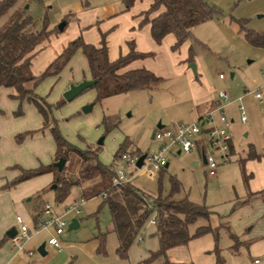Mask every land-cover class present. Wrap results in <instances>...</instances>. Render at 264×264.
I'll list each match as a JSON object with an SVG mask.
<instances>
[{"label":"rangeland","instance_id":"1","mask_svg":"<svg viewBox=\"0 0 264 264\" xmlns=\"http://www.w3.org/2000/svg\"><path fill=\"white\" fill-rule=\"evenodd\" d=\"M204 1L214 7L217 14L192 27L191 36L177 49H172V34H167L159 44L154 43L150 48L154 65L158 71L163 72L164 79L154 90L135 89L97 100L95 90L87 88L73 99L64 100L57 107H53V104L62 98L63 91L60 87L63 81L69 78L71 73L73 75L81 72L82 66L74 57L70 61L71 71L67 68L63 69L59 79L44 78L36 86L35 92L52 104L51 118L56 121L65 138L78 148L98 149V158L105 164L111 162L118 144L124 139H127L128 150L134 151L133 153L138 151L139 155H145L156 150L157 142L152 140L151 135L158 122L162 126L191 122L193 99L199 86L206 91L213 89L215 94L219 90H224L231 101L244 95L240 102L246 114L244 123L239 121L236 104L230 106V111L227 108L224 110L229 120L227 129L232 137L233 150L231 158L226 161L218 152H214L217 163L215 175H209L202 153L197 149L180 154L172 150L166 153L168 166H164L151 177L130 165L125 166L123 161L120 162L121 166L132 175L131 185L149 199L171 195L174 199L188 198L221 215L224 212L226 215L232 212L229 221L237 234V230L243 231L246 226L244 223L248 219L249 222L257 219L255 213L264 215L262 200L252 201L247 206H238V202L251 188H264L262 186L264 158L245 160V174H252L247 180L240 167V161L247 157L250 145L258 154H264V102L259 103L252 93L264 87V47L252 45L245 36V29L242 28V25H245L255 32L264 33V0ZM103 3H112L117 13H121V0H26L24 8L27 9L36 27L40 28L45 21L46 30L49 31L39 42V44L42 42L43 51L39 55H34L33 60L35 57H40L42 52L50 54L58 50L71 39L70 36L78 19L76 12L79 5L86 11L96 8L98 15L93 19L95 23L100 20L99 8ZM86 17L87 13L79 16L81 21ZM61 21H64L65 25L62 30H58L57 25ZM113 21L115 28H121L125 23L119 19ZM144 45L147 47L146 44ZM190 47H192L195 72L190 67L191 62L187 61ZM118 53L119 50L116 48L112 55L116 57ZM36 71L40 73L39 70ZM220 73L223 74V78L219 77ZM12 90V88L0 87V108L3 111L0 113V137L3 140L6 138L5 130L15 129L12 140L16 144L12 148H8L6 143L5 146L0 147V162L17 163L26 169L48 164L52 140L47 130L31 136L25 135L18 144L14 139L16 134L37 127H29L33 124L28 111L25 110L27 106L23 102L20 103L21 115L12 114L8 117L9 105L14 104L11 111L13 112L19 103L9 99L8 95ZM87 104L91 106L84 113L81 107ZM28 106L34 110V114H37L32 105ZM105 127H108L107 131ZM172 178L179 182L176 191H172ZM70 194L73 196L72 192ZM50 197L49 194L42 196L43 200L46 198L51 204ZM79 209L80 212L76 216L80 219L79 226L64 228L66 243L60 252H55L52 256L49 252L40 255L37 252L38 246L31 249L25 246L24 250L29 249L28 258L31 264H141L140 261L148 256V252L157 248V239L153 235L155 228L147 220L138 235L141 239L138 240L136 237L129 246L126 257L120 258L115 253L116 236L108 231L109 213L107 207L101 203V198L87 200ZM253 216L255 218L252 219ZM203 223L204 219L199 218L191 224L190 232L193 233L195 228ZM263 225L264 221L258 223L252 228L251 233L262 231ZM99 233H105L103 251L96 249L97 240L94 237ZM230 244L228 235L220 232L218 247L222 251L225 264H254V257H258L263 263V254L255 255L256 252L252 248L248 250L245 246L241 247L239 253L231 255ZM49 256L51 257L47 261ZM191 259L192 264L208 263L206 260L202 263V257L195 252ZM148 264H162V260L154 258ZM211 264L214 262L212 261Z\"/></svg>","mask_w":264,"mask_h":264},{"label":"trees","instance_id":"2","mask_svg":"<svg viewBox=\"0 0 264 264\" xmlns=\"http://www.w3.org/2000/svg\"><path fill=\"white\" fill-rule=\"evenodd\" d=\"M15 1L0 0V15L4 14ZM133 1L121 0L122 11H126ZM216 14V9L204 0H150L148 8L140 13L142 15L140 23L149 25L150 37L156 44H159L165 35L172 33L175 36L172 49L175 50L191 36L192 27L207 21ZM242 28L245 29V36L252 45L264 47V33L255 32L246 28L245 25H242ZM48 32L46 22L43 21L41 27L37 28L23 6L8 17L0 27V87L14 90V93L8 95L10 99L19 102L16 110L12 112L14 116L21 115V102H26L36 109L42 119L41 128L47 127L52 136L55 145L54 161L62 157L65 163L60 171L52 165H39L27 169L19 167L18 175L7 182L5 187L42 173L51 172L54 202H61L72 187L79 188V196L85 200L99 196L101 203L107 207L108 231L116 236L115 253L120 258L126 257L128 247L142 230L150 213L153 212L155 217L153 235L157 237V248L149 251L148 256L140 261L141 264H148L154 258H162L164 264H179L171 259L169 255L171 248L183 247L190 239L208 232H211L217 240L219 229L222 226L220 223L216 224L218 216L209 207L196 204L188 198L174 199L171 195L149 199L129 183L123 186L112 185L114 157L126 151L127 139L118 144L111 162L103 163L98 158V149L78 148L65 138L56 121L51 118L52 104L35 92L36 86L44 78L57 77L76 51H79L85 58L90 79L95 80L90 87L95 90V99L99 100L133 89L152 90L163 80L162 77L145 68L121 70L131 60L151 56L152 53L138 52L134 50L133 43L128 42V52L109 61L103 33L100 35L98 46L85 43L78 36L68 41L42 72L33 75L29 69L30 59L36 51L35 47L47 36ZM191 48L188 55L190 62L193 61ZM63 101L60 98L53 104V107H57ZM105 129L107 131L108 127ZM33 131L26 130L18 133L14 139L18 143L25 135H30ZM257 157L259 155L250 149L247 157L240 161L241 171L246 180L248 175L245 174L244 162L246 159ZM171 186L172 191H176L179 188V182L172 178ZM199 218L205 219L206 224L198 225L191 233L189 230L191 224ZM229 233L237 246L239 242L235 234L230 231ZM104 237L105 233L95 236L98 241V251L104 250ZM2 242L3 238L0 239V244ZM216 257L217 264H222L223 260L217 247Z\"/></svg>","mask_w":264,"mask_h":264},{"label":"crops","instance_id":"3","mask_svg":"<svg viewBox=\"0 0 264 264\" xmlns=\"http://www.w3.org/2000/svg\"><path fill=\"white\" fill-rule=\"evenodd\" d=\"M26 0H16L14 4L2 15H0V27L6 22L8 17L17 9L20 7H24ZM150 4V0H134L132 5L124 12L122 10L120 11L121 13H117V9L112 3H103L101 4L99 11H100V20L96 21L93 23V19L96 18L98 15V12L96 8L90 9L88 11L84 10L83 8L80 7V5L77 7V12L76 15L78 16V19L75 24V28L73 29V32L71 34V39H74L76 37H81V39L85 43L92 44L94 46H98L100 43V35L103 33L104 34V40H105V45L107 48V57L109 61L114 60L117 58L119 55H124L125 53L128 52V42L133 43V48L134 50L138 52H150V48L153 47L154 41L150 37L149 33V25L147 23L141 24L140 20L142 18V15L140 13L148 8ZM122 5V4H121ZM122 7V6H121ZM82 13H87V17L85 18L84 21H81L79 16ZM95 15V16H94ZM115 19L123 20L125 23H123V26L121 28H115V24L113 23ZM113 24V25H112ZM65 25V24H64ZM64 27V26H63ZM62 30V29H61ZM172 34V33H168ZM173 35V34H172ZM166 36V35H165ZM164 36V37H165ZM163 37V38H164ZM173 44L175 42V36L173 35ZM69 40V41H70ZM186 41V40H185ZM184 41V42H185ZM67 44V42L62 46L59 47L58 50L49 53H43L41 54L40 57H35L33 60V56L39 55L41 51H43L42 47V42L38 44L35 49V54L31 57L30 62H29V69L30 72L33 73V75H38L36 70H39V72H42L44 68L47 66V64L57 55L61 52L62 48ZM147 47H145V45ZM156 44V43H155ZM118 48L119 53L117 54L116 57H114L113 51ZM38 53V54H37ZM189 55V52H188ZM75 57V59L79 62V65L81 64L82 69L80 73H72L70 74V77L65 79L63 81L62 86L60 89L63 91L65 90L69 84L77 83L83 79H90V75L87 69V64L86 60L83 57V55L79 52L76 51L73 56L70 58L66 66L63 68H67L70 71L72 70V64H70V61ZM187 61L188 57H187ZM35 65V66H34ZM137 68H145L149 71H151L153 74L162 77L163 72L158 71L157 67L154 65V61L151 58V56H145L142 58H137L131 60L128 64H126L121 70H131V69H137ZM62 69V71H63ZM60 74V73H59ZM57 77H51L54 79H59L60 76ZM68 75V74H67ZM165 76V75H164ZM163 78V77H162ZM164 81V79L162 80ZM160 81V82H162ZM143 90L147 91H152L144 88H140ZM201 89V90H200ZM135 90V89H133ZM196 95L193 99V104H192V111L190 115L191 122L195 121L201 117H203L208 111L212 110L215 108L217 105L219 98L218 94H215L213 89L211 91H206L205 88L198 87L196 89ZM131 91V90H130ZM14 93L12 90L10 94ZM244 95H242L243 98ZM241 96H238L235 100L230 101L228 104H226L227 109L230 111V106L232 104H236V107L238 109V105L241 101L238 100V98ZM10 99V98H9ZM15 100V99H11ZM17 100H15L16 102ZM259 102V101H258ZM25 106V110L28 111L29 113V118L32 122L33 125L37 128L35 129H27V130H34V133H31L29 136L33 134H37L38 132H41L43 130H47V127L41 128L42 124V119L40 115L34 114V110H31L28 108L30 104L23 102ZM262 103V102H259ZM14 108V104L11 103L7 109L8 111V117L12 116V109ZM228 111V112H229ZM239 111V110H238ZM3 112L2 109L0 108V113ZM230 113V112H229ZM27 116H25L26 118ZM231 117V116H230ZM232 120V119H231ZM30 122V123H31ZM158 124H160L158 122ZM15 129H7L5 130L6 138L1 140L0 137V147L5 146L4 143H6V146L8 148H12L16 143L13 142L12 136L13 132ZM26 131V130H24ZM49 133V137H51L52 140V148L50 150V157L47 160L48 164L47 165H52L54 161V150H55V145L52 139V136ZM1 136V135H0ZM152 138V135H151ZM18 144V143H17ZM232 145V150H233V143ZM99 146V145H98ZM199 152H201L200 148H196ZM250 149L253 150L252 146L250 145ZM127 151L133 153L134 151L128 150ZM183 151H179L176 149L174 153L180 154ZM255 152V151H254ZM258 154L257 152H255ZM133 154H139L133 153ZM259 158H264V154H258ZM203 162L205 163V158L202 154ZM113 159V157H112ZM111 159V160H112ZM255 159V158H252ZM206 164V163H205ZM245 164V163H244ZM41 165V164H40ZM39 166V165H38ZM168 166V164L166 165ZM165 166V167H166ZM23 168L17 163H2L0 162V239L3 238V242L0 244V264H31L29 257V249H25V246L27 248H34L35 246H39L42 241H44V255L49 252L50 255L55 254V252H60L62 250V247L64 246L65 242V237H64V230L62 234L59 236V244L61 246L60 250H57L53 245H50L47 243V239L49 235L52 233V228L49 226L47 228H42L39 229L38 232L31 234L28 239L24 240L22 243L19 242L17 239L14 238L15 234L12 237H7L6 232L11 228L14 227L15 230H17V226L14 220L15 215H20L24 221V223L29 227L32 228L36 225H38L41 221L42 218L45 217V214L42 212V205L44 203H48L47 199L45 198L43 200L42 196L44 195H50L52 201L51 205L54 209L55 212H62L63 207L66 204L71 203L72 201H77V199L82 198L79 196V188L77 187H72L68 193V195L59 203L54 202L53 198V189L52 185V179H53V174L51 172H46L42 173L40 175L34 176L32 178L23 180L21 182H18L12 186L5 187V184L9 182L11 179H13L15 176L18 175L19 169L18 168ZM37 167V166H36ZM26 169V168H24ZM159 171V170H158ZM248 177H252V174H248ZM131 184V180L130 183ZM264 186V184L262 185ZM73 196H71V193ZM99 197V196H96ZM95 198V197H92ZM89 199H83L84 202ZM262 200L264 201V188L258 189V187H253L249 190V192L246 194V196L242 197V199L238 202L240 207L242 206H247V204H251L252 201L255 200ZM84 202L82 204H84ZM78 205V208L82 205ZM211 210V209H210ZM214 213L217 214V220L216 224H221V228L219 229L220 232H224L228 235V237L231 240V244L229 246V251L231 255H235L239 253V250L241 249L242 246H245L248 250L252 248L256 253L255 255H261L264 256V229L257 233H251L252 228L264 221V215H259V213H255V217L257 219L254 222H249V219L247 220L244 225H246L243 229L237 230V234L235 233L229 218L231 213H228L226 215V212L219 214L218 212L212 210ZM80 212V209H79ZM78 212V213H79ZM78 213H68L67 214V219L68 221L71 218H75L76 222H74V227L76 228L79 226L80 219L77 218ZM260 216V217H259ZM254 216L252 217L255 218ZM203 219V218H202ZM148 220V218H147ZM146 220V221H147ZM206 224V220L204 219V223L201 225ZM251 227H249V225ZM262 225V224H260ZM154 226V225H153ZM67 225L65 226V228ZM264 227V225L262 226ZM229 228V229H228ZM230 232L234 233L236 238L238 239V245L235 246V242L230 236ZM141 232V231H140ZM138 233V235L140 234ZM42 233V234H41ZM113 233V232H112ZM41 234V235H40ZM155 236V235H154ZM137 237V236H136ZM135 237V238H136ZM156 237V236H155ZM95 238V237H94ZM219 238V235H218ZM96 239V238H95ZM157 239V237H156ZM117 241V240H116ZM196 242L195 244H193ZM117 244V243H116ZM132 244V243H131ZM130 244V245H131ZM193 244V245H192ZM98 245V241H97ZM193 246H195L193 248ZM216 247L219 252L220 257L223 260L222 264H225V259L223 255L221 254L222 251L218 247V239L215 240L214 235L211 232L205 233L203 235H200L198 237H194L190 239L187 244L183 247H175L171 248L169 250V255L171 259L179 264H192V259L193 254H198L199 257H202L201 262L203 263L205 260L208 262L207 264H211L212 261L214 264H217V257H216ZM129 248V247H128ZM97 249V248H96ZM98 250V249H97ZM26 251L27 253L25 254ZM253 251V252H254ZM47 258L46 260L48 261L50 257ZM162 260V264H164L163 259L159 258ZM189 260V261H188ZM255 260H258L257 262ZM260 259L258 257H254L253 263L254 264H264L261 263Z\"/></svg>","mask_w":264,"mask_h":264},{"label":"built area","instance_id":"4","mask_svg":"<svg viewBox=\"0 0 264 264\" xmlns=\"http://www.w3.org/2000/svg\"><path fill=\"white\" fill-rule=\"evenodd\" d=\"M219 77L223 78V74L220 73ZM252 93L257 101L264 102V87L258 88ZM217 94L219 98L217 105L203 117L192 122H179L171 124L170 126L155 128L152 132V140L157 142V148L153 152L143 156L139 167L135 166L139 154H133L127 151L119 153L118 157L113 161L112 185L123 186L130 183L132 178L131 173L127 172V170L121 166V161L124 162L125 166L130 165L151 177L160 168L166 166L167 161L165 154L171 150L174 152L176 149L183 152H190L199 147L205 158L209 175H215L217 163L214 158V152H218L224 161L229 160L232 153V137L227 129L229 120L224 111L226 104L231 100L224 90H219ZM238 100L241 101L242 96L239 97ZM238 110L239 121L244 123L246 121V114L241 103L238 105ZM83 202L84 200L82 198H79L78 202L72 201L66 204L60 213L55 212L51 204L44 203L42 205V212L45 214V217L41 219L38 225L32 228H29L24 223L20 215H15L14 220L17 230L14 238L22 243L24 240L28 239L31 234L38 232L39 229L50 226L52 228V233L49 235L47 243L53 245L57 250H60L59 236L69 222L67 214L78 213V205ZM148 221L150 224L154 225L155 217L153 212L148 216ZM137 238L138 240L141 239L138 235ZM255 261L257 262L258 260Z\"/></svg>","mask_w":264,"mask_h":264},{"label":"water","instance_id":"5","mask_svg":"<svg viewBox=\"0 0 264 264\" xmlns=\"http://www.w3.org/2000/svg\"><path fill=\"white\" fill-rule=\"evenodd\" d=\"M65 22L61 21L58 25H57V29L61 30L64 26ZM190 67L192 68V70L195 72V64L193 62L190 63ZM95 83V80L93 79H83L75 84H70L68 85V87L63 90L61 96L62 99L65 101H69L71 99H73L75 96H77L78 94H80L83 90L90 88L93 84ZM90 104L87 105H83L81 107V111L82 112H87L90 108ZM157 127H162V124H156V128ZM100 140L98 141L99 144ZM144 155H139L136 162H135V166L139 167L141 162H142V158ZM205 160V159H204ZM64 163V159L62 157L58 158L55 162L52 163V166H54L56 168L57 171H60L62 168V165ZM167 165V164H166ZM52 187H54V185H52ZM74 222H76L75 218H71L67 224V229H71L74 227ZM16 233V230L14 227H11L7 232H6V236L7 237H12L14 234ZM37 252L40 255H44V243H41L38 247H37Z\"/></svg>","mask_w":264,"mask_h":264}]
</instances>
